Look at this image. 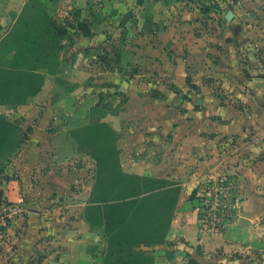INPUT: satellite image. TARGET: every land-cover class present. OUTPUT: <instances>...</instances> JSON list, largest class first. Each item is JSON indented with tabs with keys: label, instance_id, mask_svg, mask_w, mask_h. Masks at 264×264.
Here are the masks:
<instances>
[{
	"label": "rangeland",
	"instance_id": "374dc122",
	"mask_svg": "<svg viewBox=\"0 0 264 264\" xmlns=\"http://www.w3.org/2000/svg\"><path fill=\"white\" fill-rule=\"evenodd\" d=\"M41 15L65 35L34 32ZM16 23L31 33L0 41V74L16 73L0 93L29 96L14 116L24 147L0 165V264H125L126 250L153 264H264L262 164L233 138L214 141L251 116L243 99L249 54L264 48V0H29ZM135 181L152 196L125 205ZM142 210L168 215L157 244L124 239ZM190 213L204 250L178 229L152 255ZM238 222L248 228L239 252L210 245Z\"/></svg>",
	"mask_w": 264,
	"mask_h": 264
},
{
	"label": "crops",
	"instance_id": "0c3cea01",
	"mask_svg": "<svg viewBox=\"0 0 264 264\" xmlns=\"http://www.w3.org/2000/svg\"><path fill=\"white\" fill-rule=\"evenodd\" d=\"M27 1L29 0H0V41H2L13 30L16 19ZM69 8L71 7L68 6V9ZM249 56L248 77L250 78L248 79V83L250 86L248 93L250 96L244 98L243 102L247 104L251 116H248L247 118L236 116L229 120L227 125H225V128H223L224 135L215 137L214 141L224 142V138H233V142L235 141L234 146L238 147L237 150L239 151V155H242L240 153V149H242V151L246 152L247 155L245 156V159H247L250 164L253 165L255 161L262 164L261 172L264 177V48L262 49V56H257L253 51L250 52ZM7 72L0 74L2 75L0 78H5V75L3 74L10 76L16 74L10 73L15 72L14 70ZM3 81L4 79L0 80V85L3 84ZM24 89L25 87H22V90L20 91L14 90L7 94L0 93V165L5 162V159H13L17 153L20 152L22 146L24 147L22 133L18 128L20 127V124H18L17 119L14 117L15 114H22V111L28 109V101L21 102V99L25 95ZM28 96L27 94L25 95V97ZM15 111L18 113H15ZM179 136L186 141V135ZM217 154L219 158L225 156L221 151L217 152ZM186 158H188V155ZM215 160L216 157H213L208 161H204V163H206V168H210L215 163ZM131 171L137 175L140 174L138 173V167L134 169L132 168ZM255 172H257V170ZM241 187L244 188L243 186ZM246 204L247 201H245L244 205ZM242 215L245 216L246 213ZM180 223L181 220L179 216L176 220L172 221L171 230L165 240L166 242L161 246H153L148 249L151 252H155L152 253V255H158L159 249L168 250L169 242L172 239V233L178 229L182 230L184 236L187 237L186 240L190 241V244L196 243L202 248L201 250H204L207 245V240L203 239L202 242H205L204 245L199 243L200 241L197 239L195 216L193 213L188 215L186 222L182 223L181 226ZM88 231L93 232L92 230ZM247 232L248 228L244 222L232 224L228 226L223 236L216 238L214 243L211 242L210 245H214L218 250H229L234 251V253L239 252L244 244H246L248 238ZM86 233L88 236H91L88 232ZM189 250L192 251V248H189Z\"/></svg>",
	"mask_w": 264,
	"mask_h": 264
},
{
	"label": "trees",
	"instance_id": "16d2710c",
	"mask_svg": "<svg viewBox=\"0 0 264 264\" xmlns=\"http://www.w3.org/2000/svg\"><path fill=\"white\" fill-rule=\"evenodd\" d=\"M44 19V20H43ZM18 23V22H17ZM17 23H15V26L13 28L12 31H14L16 28H19V26L17 27ZM32 26V30L37 31V30H41L43 33V36H45L46 40L50 41L51 37H55V38H61L62 36L65 35L66 33V27L64 24H62L58 19L54 18V17H48V16H43L41 15V20L39 19V21L36 22L35 25H31ZM18 30V29H17ZM15 30V31H17ZM31 30L29 27H24L22 28L20 31H22V35H21V41L23 42H27L26 37L28 36V34H30L31 32L29 31ZM12 31L10 33H12ZM19 31V30H18ZM19 31V32H20ZM42 38V35L39 36V39ZM48 53V51H46ZM145 182H133L132 186L134 185V187L132 188V193H129V189H131V187L127 186L124 190L123 193V198L121 196V198L124 200L123 204L128 205V204H133V203H141V201L143 202L144 200H148L147 198L152 196H142L144 195V186H145ZM154 195V194H153ZM132 199V198H136L135 200H130V202L128 201V199ZM102 203H104V198L102 199ZM143 204V203H142ZM141 204V205H142ZM140 205V206H141ZM149 212V211H147ZM141 215L138 213L137 216L131 218V219H127V229L125 230V236L126 238L125 241L129 242L128 240L133 241L134 239H139V238H144L145 240V244L144 246H150V245H154L159 243L158 240H160V237H165L167 231H168V226H169V218L168 215L165 212L160 211L159 213L154 211V215L153 216H149L150 213H144V210H142ZM144 213V214H142ZM87 224L91 227L92 224L89 220H86ZM137 221V222H136ZM139 230V231H138ZM110 250L112 249H124L126 250V246H124V248L118 247V246H113L110 245ZM121 252V251H120ZM129 252L128 250H126V253L123 254L121 252V255H126V258H120L119 260L123 261L125 260V264H153L152 259L147 256L146 253H140L137 255H133L131 252V256H129ZM113 254V253H112ZM110 254V255H112ZM117 256V253L115 252V257Z\"/></svg>",
	"mask_w": 264,
	"mask_h": 264
},
{
	"label": "built area",
	"instance_id": "2783aa9c",
	"mask_svg": "<svg viewBox=\"0 0 264 264\" xmlns=\"http://www.w3.org/2000/svg\"><path fill=\"white\" fill-rule=\"evenodd\" d=\"M224 224H225V223H222V224H221V225H219V226H220V227H222ZM220 227H219V228H220Z\"/></svg>",
	"mask_w": 264,
	"mask_h": 264
}]
</instances>
